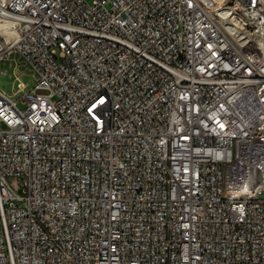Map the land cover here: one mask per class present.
I'll list each match as a JSON object with an SVG mask.
<instances>
[{"label":"built area","instance_id":"1","mask_svg":"<svg viewBox=\"0 0 264 264\" xmlns=\"http://www.w3.org/2000/svg\"><path fill=\"white\" fill-rule=\"evenodd\" d=\"M0 25L34 78L25 112L0 90V264H264V0H0Z\"/></svg>","mask_w":264,"mask_h":264},{"label":"rangeland","instance_id":"2","mask_svg":"<svg viewBox=\"0 0 264 264\" xmlns=\"http://www.w3.org/2000/svg\"><path fill=\"white\" fill-rule=\"evenodd\" d=\"M92 4L95 0H86ZM34 84L33 74L29 66L18 55L13 54L10 57L0 61V90L10 98L20 100L24 92L29 90ZM19 110L25 112L28 109V104L25 100L18 101ZM4 130L5 127L1 126ZM21 197H24L23 188L19 190Z\"/></svg>","mask_w":264,"mask_h":264},{"label":"bare ground","instance_id":"3","mask_svg":"<svg viewBox=\"0 0 264 264\" xmlns=\"http://www.w3.org/2000/svg\"><path fill=\"white\" fill-rule=\"evenodd\" d=\"M1 34L7 37V43L9 45H11L15 41L16 33L6 26L0 25V35Z\"/></svg>","mask_w":264,"mask_h":264}]
</instances>
